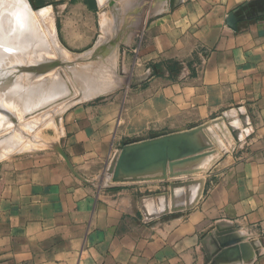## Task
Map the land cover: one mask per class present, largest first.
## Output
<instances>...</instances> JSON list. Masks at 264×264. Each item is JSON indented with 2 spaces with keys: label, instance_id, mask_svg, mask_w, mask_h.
<instances>
[{
  "label": "crops",
  "instance_id": "crops-1",
  "mask_svg": "<svg viewBox=\"0 0 264 264\" xmlns=\"http://www.w3.org/2000/svg\"><path fill=\"white\" fill-rule=\"evenodd\" d=\"M246 1H134L146 77L128 131L209 124L219 155L201 200L173 212L160 179L102 184L110 121H81L65 148L77 174L55 154L0 164V264H264V18Z\"/></svg>",
  "mask_w": 264,
  "mask_h": 264
},
{
  "label": "rangeland",
  "instance_id": "rangeland-1",
  "mask_svg": "<svg viewBox=\"0 0 264 264\" xmlns=\"http://www.w3.org/2000/svg\"><path fill=\"white\" fill-rule=\"evenodd\" d=\"M133 1L136 2L137 0H133ZM0 2H1L0 17L4 16V21H3L4 25L11 32L12 31L13 33L18 32V34H20L19 36H15L13 34L11 35L7 34L5 35L7 37L5 36L4 37L7 38V40L9 39L13 41L15 45L12 47L20 46L21 44L23 48L29 47V49L37 51V52L34 51L33 53L31 52L29 54L28 52L27 54L23 53L22 56H20L17 60H14L11 64H9L10 66L7 65V67L2 62L3 59H0V87L2 85H3L2 87L6 85L5 86L6 88L8 86H9L8 88H13L18 85L19 87L18 86L16 87L18 91L20 93L22 91V94H24L25 92L26 94L27 93L26 89L27 90L31 89L30 88L31 86L33 87L32 89L35 90H39L40 87H45V86L46 87L48 86L47 88H49V86L53 85L52 84L54 83L53 80L56 81V79L60 78L61 81L63 80V84L65 85V89H66L65 94L63 96L53 98L54 100L47 99L44 102L41 101L40 103L35 104V106L31 110H29L30 112L29 111H26L27 113L21 112V114L19 115L13 108H11L12 110L10 109L11 106L8 103H6L5 100L3 101L0 98V102L5 105V106L4 105L1 106L0 103V110L3 111V115H5L7 119L9 118L8 125H5V127L3 128L0 127V140L3 139V137L1 138V136L3 135L5 136V138L7 136L11 137L12 135H14L12 137H15L19 130V134L24 135L23 140H25L28 137H32L33 139L38 138L39 140L37 139V141L43 143V144L41 143L42 145H40L39 143L37 146L38 148L36 147L34 149L26 148L25 145H23L22 147L21 144L20 145L12 144L10 146L13 147L14 150L5 157L1 158L0 164L15 158L16 159L21 157L37 158L47 155L52 156L51 154H55L58 157L63 158L67 164V161L65 157L62 155L61 151H63L66 154V156H68L65 148L68 144V139L70 137V134L75 132L73 131L69 133V130H73V128L76 127V125L79 124L81 121L82 122L88 121L91 126L98 128L100 125L104 124L103 121L108 120L110 121L108 123L110 138L113 141H112L111 150L105 161V167L100 173V180L102 181V184L126 183L131 181H126V180L115 181L113 179L112 168L117 155L128 144L141 141L143 139L154 138L161 134H171V133L190 130L206 124V123H201L192 128H173V129L170 128L161 131L159 130L152 131V133H148L147 135L144 136L141 135L136 136V134L130 133L128 131L133 126L128 124L129 122L124 115V110L126 108L125 107L126 98L133 88L136 87H139V89L143 88L142 81L146 77L145 75L138 74L139 72L138 68L141 66L140 47L142 45L143 32L147 20H140L136 18V16L139 17L142 16V14L144 13V7L146 11L147 9L146 5L144 6L142 4H136L135 6H133L131 11H129L130 13L129 12L125 13V11L121 13L120 10L122 9L123 11V2L127 3L128 0H115V1L106 0L105 3L101 2L100 0H26V3L30 8L29 10L32 12V21L30 22V24L22 28L21 23L20 26L18 23H15L13 22V20H10L8 18L10 12L20 7V1L1 0ZM109 2L111 4H109ZM118 12L120 14H118ZM242 12L243 15L251 19L264 18V0H247L242 8ZM127 15L129 16V19L126 18ZM15 24H17V26ZM13 26L15 27L13 28ZM36 40L38 43L36 42ZM15 41L16 43L17 42L18 43L16 44ZM35 43L37 44V46H34L36 45ZM56 45H58V48H60L61 51H62V47H64L63 50H65L68 53L69 58H65L61 56L59 54L60 50L58 51V53H56L55 52V48L57 47ZM10 49L12 48L10 47ZM48 50L49 52L51 51V53H49ZM43 51L46 52L44 53V56H40V55L37 56V54H40ZM35 53H37L36 54L37 57L35 56ZM38 57H42V58H38ZM65 59H67L68 61ZM55 60L58 61L60 60L59 61L60 64H54L52 67H49L48 65ZM33 62H35L36 64L35 63L33 64ZM66 65L68 67L71 66V68L74 65L72 68L74 71L76 70V68H74L75 66L78 67V70L79 69L80 70L83 69V71L87 70L88 74L92 73V70L95 69L96 67L102 69L104 68L105 71L106 69H108L105 67H110L107 72L108 74L104 72L105 75L108 76L104 77L105 76L104 74L101 75L102 80L101 78L99 79L100 77L99 75L98 76L92 75L91 77L92 81L94 80L95 77H98L97 80L99 81V83H101V81H103L104 78L105 79L108 77L109 78L106 79L107 81L104 80L105 82L103 83L104 84L103 86L104 88L102 87L103 89H100L96 94L90 97L83 98L81 93L86 87L85 86L86 84L84 82H82L83 84L82 83L79 84V81L78 83L74 82V78H72L71 75L72 69L67 68ZM63 71H65V74ZM66 72H69L70 75L67 74ZM62 74H63V76H61L62 78L59 77ZM68 75L71 77H69ZM17 78L19 79V81ZM43 79L44 81L42 82ZM89 79L85 80L87 85H89L90 84L89 82H91L89 81ZM14 80L17 81V84ZM31 81H33V83ZM40 82L44 84L41 85L42 83ZM28 83H30L31 86ZM92 83L94 82H91V84ZM27 85L29 87H27ZM69 91L70 93H68ZM71 94L73 95L71 96ZM71 97H74V99H72ZM42 102L44 103V105ZM64 104L67 106H65ZM37 108L39 110L40 109L42 110L39 111ZM117 109L119 110L118 111L119 114L123 115L122 116L123 121L120 125V130L122 129L124 131V133L121 134V138H119L118 141L117 139L115 140V136H114V134H116L115 131L119 129V124H117L115 118L117 115L116 114ZM34 110H38V111H34ZM8 111L11 112L9 113ZM13 111L16 114H11L13 113ZM18 116L19 118L21 117V119H23L21 121V124L20 122H18L19 121ZM22 116L24 117L22 118ZM35 119L38 120L39 124H37L38 122L37 123L33 122V120L35 121ZM27 122L31 124H28L29 125L28 126ZM51 122L53 124H51ZM32 123L38 125L36 126L37 129L40 128L38 133L35 132V130H33V128L31 127V126H35ZM14 129L16 130L18 129L17 132ZM25 130L27 131L25 132ZM29 134L32 136H29ZM205 135L206 137H208L207 141L209 145L204 151H208L209 153L204 157V155L201 152H198L196 155H199L200 153L203 156L202 159L200 160L198 159L199 162L198 161L196 162L197 159L195 157L192 160L191 159L189 160L190 157L188 158L184 157V159L186 160L183 161V163H181L180 165H182L181 166L182 173L185 174H180L176 176H172L171 174H168V177L165 180H162L163 181L162 183H164V187H165V193H167V195L169 196V200L173 201L171 206L173 212L189 210L191 207L196 205L202 198L204 183H205V175L208 172L209 168L212 166V163L217 159L219 155L217 154V149L213 148L214 134L210 135L205 129ZM21 139H22L21 137L20 138L18 137L17 140L22 141ZM174 167L175 166L173 165L172 169H174ZM194 168L195 169L197 168L199 170H194ZM159 169L161 168H158L156 170H152V169L148 170L147 171L148 173L146 174H148V176L149 175L153 176V173H157ZM190 169H191V173H186L190 171ZM174 171L175 170H173V172ZM177 171H179L178 166H177Z\"/></svg>",
  "mask_w": 264,
  "mask_h": 264
},
{
  "label": "bare ground",
  "instance_id": "bare-ground-1",
  "mask_svg": "<svg viewBox=\"0 0 264 264\" xmlns=\"http://www.w3.org/2000/svg\"><path fill=\"white\" fill-rule=\"evenodd\" d=\"M1 1V0H0ZM4 1V0H3ZM20 1V7L18 8V9H16V10H14V11H12V12H10V14H9V19L10 20H13V22H15V23H18L20 26H21V24H22V28H24L25 26H27L28 24H30V22L32 21V12L29 10L30 8L28 7V5H27V3H26V0H19ZM101 2H104L105 3V1L106 0H100ZM108 1V0H107ZM112 1H115V0H112ZM7 2V1H6ZM5 2V3H6ZM162 2V1H161ZM164 2V1H163ZM1 3V2H0ZM109 4H111L110 2H109ZM4 5V4H3ZM161 4H159V6H157V7H159L160 9H162L161 8V6H160ZM133 6H134V1L133 0H128V2L127 3H124L123 2V11H122V9L120 10V7H119V10L121 11V13L122 12H124L125 11V13L127 12H129V11H131V9L133 8ZM6 7V6H5ZM156 7V8H157ZM118 9V8H117ZM118 11V10H117ZM119 11V12H120ZM118 12V14H120ZM124 14V13H123ZM126 15V14H125ZM131 16V15H130ZM118 17H119V15H118ZM124 17V16H123ZM127 19H129V16L127 15V17H126ZM119 19V18H118ZM124 19V18H123ZM123 19H121V20H123ZM140 20H143V18L142 19H140ZM3 21H4V16H1L0 17V59H3V63L5 64V66L7 67V65H9V64H11L14 60H17L20 56H22L23 55V53L25 54H27V52H28V54L29 53H33L34 51L35 52H37L36 50H31V49H29V47L28 48H26V47H24L23 48V46H21V44H20V46H15V47H12V46H14L15 44L13 43V41L12 40H7V38H5V37H7V36H5V35H11V34H13V35H15V36H19L20 34H18V32L17 33H13V31L11 32L9 29H7V27L4 25V23H3ZM21 23V24H20ZM121 24H122V21H121ZM143 24V23H142ZM14 25V24H13ZM16 26H17V24H15ZM137 26H139V25H137ZM141 26V25H140ZM15 26H13V28H14ZM20 28V27H19ZM15 30V29H14ZM23 30V29H22ZM129 34V33H128ZM5 36V37H4ZM19 38V37H18ZM23 38V37H22ZM26 38V37H25ZM56 38V37H55ZM53 39V38H52ZM18 40H20V39H18ZM56 40V39H55ZM27 42H28V40H27ZM36 42H37V40H36ZM42 42V41H41ZM54 42V41H53ZM58 42V41H57ZM15 43H16V41H15ZM18 43V42H17ZM16 43V44H17ZM32 43V42H31ZM38 43V42H37ZM22 44H23V42H22ZM36 44V43H35ZM44 44H45V42H44ZM39 45V44H38ZM59 45H60V43H59ZM31 46V45H30ZM34 46H37V44L36 45H34ZM42 46V45H41ZM45 46V45H44ZM57 46V47H56ZM55 47V52L56 53H58V51H59V54L61 55V56H63V57H65V58H69V55H68V53L65 51V50H63V48L64 47H62V51H61V49L60 48H58V45H56ZM10 47L12 48V49H10ZM40 47V46H39ZM61 47V46H60ZM32 48V47H31ZM37 48V47H36ZM35 48V49H36ZM49 48V47H48ZM47 48V49H48ZM58 48V49H57ZM46 52H47V50H46ZM46 52H41L40 54H37V53H35V56H36V54H37V56L38 55H40V56H44V53H46ZM48 52H49V50H48ZM54 52V53H55ZM49 53H51V51L49 52ZM114 53V52H113ZM46 55V54H45ZM24 56H26V55H24ZM23 56V57H24ZM36 56V57H37ZM47 56V55H46ZM89 56V55H88ZM115 56V55H114ZM109 57V56H108ZM111 57V56H110ZM25 58V57H24ZM38 58H42V57H38ZM37 58V59H38ZM55 58H57V57H55ZM64 59V58H63ZM22 60V59H21ZM40 60H42V59H40ZM45 60H47V59H45ZM62 60V59H61ZM65 60H67V59H65ZM60 61V60H59ZM68 61V60H67ZM19 62V61H18ZM22 62V61H21ZM20 62V63H21ZM38 62H40V61H38ZM113 62V61H112ZM35 62H33V64H34ZM36 63H37V61H36ZM35 63V64H36ZM13 64H15V63H13ZM44 64V63H43ZM10 66V65H9ZM67 66V65H66ZM74 66V65H73ZM73 66H72V68H73ZM81 66H84V65H81ZM110 66V65H109ZM88 67V66H87ZM86 67V68H87ZM3 68V67H2ZM13 68V67H12ZM36 68V67H35ZM63 68V67H62ZM67 68H71V66L70 67H68L67 66ZM71 68V69H72ZM74 68H76V70L74 71L73 69H72V78H74V82H77L78 83V81H79V84L80 83H82V82H84L86 85V87L84 88V90H83V92L81 93V95L83 96V98L84 97H90V96H92V95H94V94H96L100 89H103L104 87V82L105 81H107L106 79H108V78H104V77H106V76H108V75H105V73H107L108 72V70H109V68L110 67H105V68H108V69H106V71L104 70V68L102 69V68H95V69H93L92 70V73H90V74H88L87 73V70L86 71H83V69L82 70H78V67L77 66H75ZM84 68V67H83ZM14 69V68H13ZM71 69H69V70H71ZM102 69V70H101ZM113 69H114V67H113ZM8 70H10V69H8ZM15 70V69H14ZM18 70V69H17ZM53 70V69H52ZM66 70V69H65ZM6 71H7V69H6ZM11 72V71H10ZM64 72V74H65V71H63ZM101 72V73H100ZM105 72V73H104ZM6 73V72H5ZM23 73V72H22ZM33 73V72H32ZM62 73V72H61ZM67 74H69L70 75V73L69 72H66ZM55 74H56V71H55ZM60 74V73H59ZM102 74H104L105 76L103 77L104 79H103V81H101V83H99V81L97 80L98 79V77H93L94 78V80L92 81V79H91V77H92V75L93 76H100L99 77V79L102 77L101 75ZM108 74V73H107ZM23 75H25V74H23ZM52 75H53V73H52ZM68 75V76H69ZM113 75H114V73H113ZM112 75V76H113ZM19 76V75H18ZM29 76V75H28ZM37 76H38V74H37ZM40 76V75H39ZM51 76V75H50ZM49 76V77H50ZM57 76H59V75H57ZM56 76V77H57ZM61 76H63V74L62 75H60L59 77H61ZM26 77H27V75H26ZM69 77H71V76H69ZM19 78V77H18ZM17 78V79H18ZM62 78V77H61ZM66 78V77H65ZM90 78V79H89ZM26 79V78H25ZM46 79V78H45ZM51 79V78H50ZM55 79V78H54ZM86 79H89V81H91V82H94V83H92L91 84V82H89L88 84L89 85H87V83L85 82V80ZM16 80V79H15ZM14 80V81H15ZM27 80V79H26ZM31 80H33V79H31ZM53 80V79H52ZM101 80H102V78H101ZM105 80V81H104ZM18 81H19V79H18ZM23 81V80H22ZM44 81V79L42 80V82ZM49 81V80H48ZM51 81V80H50ZM65 81H67V80H65ZM88 81V80H87ZM16 82V84H17V81H15ZM32 83H33V81H31ZM42 82H40V83H42ZM53 82L54 83H52L53 85L52 86H49V88H47L45 85V87H40V89L39 90H35V89H32L33 87L30 85V83H28L31 87V89H29V90H27L26 89V91H27V93L25 94V92H24V94H22V91H21V93L18 91V89L16 88V87H13V88H6L5 86L4 87H0V98L4 101H6V103H8L11 107H10V109L11 108H13L17 113H18V115L19 114H21V112H24V113H27L26 111H29V110H31L34 106H35V104H37V103H40L41 101H45V100H47V99H52V100H54L53 98H57V97H59V96H63L64 94H65V85L63 84V80L61 81L60 80V78L59 79H56V81H54L53 80ZM20 83V82H19ZM45 83H46V81H45ZM112 83V82H111ZM25 84V83H24ZM35 84V83H34ZM44 83H42L41 85H43ZM50 84V83H49ZM67 84V83H66ZM83 84V83H82ZM10 85V84H9ZM33 85V84H32ZM71 85V84H70ZM111 86V85H110ZM12 87V86H11ZM19 87V86H18ZM25 87H26V85H25ZM25 87H24V89H25ZM27 87H29L28 85H27ZM72 87V86H71ZM103 87V88H102ZM106 87V86H105ZM112 87V86H111ZM67 88V87H66ZM79 88V87H78ZM23 89V88H22ZM82 90V89H81ZM107 90V89H106ZM68 91V90H67ZM71 91V90H70ZM70 91L68 92V93H70ZM72 93V92H71ZM79 94V93H78ZM73 94H71V96H72ZM67 98V97H66ZM72 99H74V97H71ZM70 98V99H71ZM81 98V97H80ZM76 101V100H75ZM42 102V103H43ZM58 102V101H57ZM1 103V102H0ZM49 103V102H48ZM56 103V102H55ZM46 104H47V102H46ZM54 104V103H53ZM67 104V103H66ZM72 104V103H71ZM2 105H4L3 103H1V106ZM43 105H44V103H43ZM52 105V104H51ZM65 105V104H64ZM68 105H69V103H68ZM5 106V105H4ZM39 106V105H38ZM42 106V105H41ZM65 106H67V105H65ZM64 107V106H63ZM3 109V108H2ZM38 109V108H37ZM12 110V109H11ZM39 110V109H38ZM38 110H34V111H38ZM40 110H42V109H40ZM39 110V111H40ZM9 113L11 112V111H8ZM30 112V111H29ZM37 113V112H36ZM11 114H16L14 111H13V113H11ZM34 114V113H33ZM32 114V115H33ZM35 115V114H34ZM26 116H28V115H26ZM24 116H22V118H23ZM35 117V116H34ZM18 118H19V116H18ZM33 118V117H32ZM37 118V117H36ZM9 119V118H8ZM8 119L5 117V115H3V111H1L0 110V127H5V125H8ZM16 119H17V117H16ZM29 119V118H28ZM39 119V118H38ZM23 119H21V117L19 118V121L18 122H20V124H21V121H22ZM31 120V119H30ZM30 122V121H29ZM33 122L34 123H37L38 122V120H36L35 119V121L33 120ZM10 123V122H9ZM34 123H32L33 125H35ZM28 124H31V123H28L27 122V125ZM37 124H39V122L37 123ZM41 124V123H40ZM50 124V123H49ZM51 124H53L52 122H51ZM29 126V125H28ZM36 126H38V125H35V126H31L32 128H33V130H35V132H37L38 133V131H39V129H37L36 128ZM16 127V126H15ZM41 127V126H40ZM18 128V127H17ZM23 128V127H22ZM27 128V127H26ZM20 129V128H19ZM14 130H16V129H14ZM18 130V129H17ZM17 130H16V132H17ZM21 130V129H20ZM28 130V129H27ZM27 130H25V132L27 131ZM37 130V131H36ZM22 131V130H21ZM12 133V132H11ZM22 133H24V132H22ZM32 133V132H31ZM10 134V133H9ZM33 134V133H32ZM35 135V134H34ZM11 136V135H10ZM12 136H14V135H12ZM6 137L5 138V136L3 135V136H1V138L3 137V139L2 140H0V159L1 158H3V157H5L6 155H8L9 153H11L13 150H14V148L13 147H11L10 145H12V144H21V146L23 147V145H25L26 146V148H36L37 146H38V144L40 143V145H42L43 143L42 142H38L37 141V139L35 138V139H33L32 137H28V138H26L25 140H23V138H24V135H22V134H19V130H18V132H17V135L15 136V137ZM26 136V135H25ZM29 136H32V135H30L29 134ZM18 137L20 138H22L21 140L22 141H18L17 139H18ZM208 138V137H207ZM39 140V139H38ZM41 140H43V139H41ZM40 140V141H41ZM25 143V144H24ZM42 143V144H41ZM17 148V147H16ZM38 148V147H37ZM17 150V149H16ZM16 152V151H15ZM188 158V157H187ZM197 160H196V162L198 161L199 162V160L200 159H202L203 158V156H202V154H200L199 153V155H197V157H195ZM199 159V160H198ZM190 160V159H189ZM197 164V163H196ZM175 167H177V166H175ZM175 167H174V169H175ZM158 168H161V167H153L152 168V170H156V169H158ZM172 168H173V166H172ZM198 168H200V167H198ZM174 169H172V170H174ZM151 170V169H150ZM188 170V169H187ZM194 170H199V169H195L194 168ZM194 170H192V171H194ZM176 171V170H175ZM174 171V172H175ZM190 171H191V169H190ZM160 172V171H159ZM177 172V171H176ZM161 173V172H160ZM159 173V174H160ZM162 174H163V172H162ZM147 176H148V174H147ZM150 176V175H149ZM244 248V247H243ZM242 248V249H243Z\"/></svg>",
  "mask_w": 264,
  "mask_h": 264
},
{
  "label": "water",
  "instance_id": "water-1",
  "mask_svg": "<svg viewBox=\"0 0 264 264\" xmlns=\"http://www.w3.org/2000/svg\"><path fill=\"white\" fill-rule=\"evenodd\" d=\"M228 23L232 27L235 26L233 15L229 16ZM54 64H60V62L55 60L48 66L52 67ZM205 129L208 132L207 124L190 130L161 134L154 138L143 139L128 144L117 155L114 161L112 168L113 179L115 181L165 180L168 174L172 176L185 174L173 173L172 166L183 163L186 160L184 157H190L189 159L192 160L194 157H197L196 154L198 152H201L204 157L209 153L208 151H204L209 145ZM208 133L211 135L210 132ZM61 153L65 157L67 164L72 168L68 156L63 151ZM156 166L162 168V176L144 175L148 173V170ZM73 171L76 173L74 169ZM186 173H191V171ZM239 239L236 237L234 240L237 242Z\"/></svg>",
  "mask_w": 264,
  "mask_h": 264
}]
</instances>
